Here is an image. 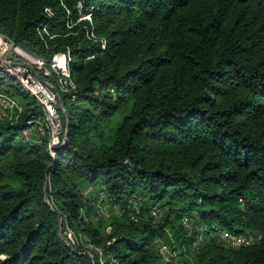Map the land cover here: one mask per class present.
Wrapping results in <instances>:
<instances>
[{
    "label": "trees",
    "instance_id": "trees-1",
    "mask_svg": "<svg viewBox=\"0 0 264 264\" xmlns=\"http://www.w3.org/2000/svg\"><path fill=\"white\" fill-rule=\"evenodd\" d=\"M0 32L75 84L52 154L0 76V264H264V0H0Z\"/></svg>",
    "mask_w": 264,
    "mask_h": 264
},
{
    "label": "built area",
    "instance_id": "built-area-1",
    "mask_svg": "<svg viewBox=\"0 0 264 264\" xmlns=\"http://www.w3.org/2000/svg\"><path fill=\"white\" fill-rule=\"evenodd\" d=\"M50 13V10L46 8ZM84 18H90V14L86 13ZM104 46V43L102 44ZM61 57V62L57 57ZM91 56V55H90ZM70 59L69 51H58L53 54L50 65L57 67L58 71L55 74L54 80L50 84L42 80V75L48 76L50 73L46 62L39 56L35 55L20 43L14 42L10 37L0 32V76L6 75L16 82L25 92L33 96L41 107V114L36 121V130L40 135L47 133L48 148L53 154L54 145L59 143L65 136V128L61 122V92H68L75 87L71 78L68 61ZM53 69V68H52ZM75 95L71 94V98ZM22 105L19 100L11 93L0 91V117L10 116V112H15V118L21 111ZM11 117V116H10ZM28 122H31L28 120ZM30 127H25L22 132L27 137L30 132ZM104 192L102 191L101 194ZM158 208L152 209V214H157ZM131 218L136 220L137 217L131 214ZM185 225L188 224L189 218L187 215L183 217ZM62 235L69 244L75 243V237L72 230L64 229ZM222 238L227 245L240 246L249 244L252 239L243 234L222 230ZM159 250L166 256L171 258L173 253L169 254L168 245L160 241Z\"/></svg>",
    "mask_w": 264,
    "mask_h": 264
},
{
    "label": "rangeland",
    "instance_id": "rangeland-1",
    "mask_svg": "<svg viewBox=\"0 0 264 264\" xmlns=\"http://www.w3.org/2000/svg\"><path fill=\"white\" fill-rule=\"evenodd\" d=\"M81 15L84 16L85 14L81 13ZM59 61H61V60H59ZM49 71H50V73L48 74V76H46L44 74L42 75V80L44 82H49L51 84L52 81L54 80L53 77L55 76V74H57L56 71H58V68L56 66L53 67L52 65H50ZM3 77L8 79V77L6 75H3ZM5 87H7V84L5 82L0 84V89L5 88ZM0 91H3V90H0ZM3 92H6V91H3ZM7 93H10V92H7ZM60 111H61V122H62V112L66 113L63 103H61ZM62 126H63V122H62ZM63 128H64V126H63ZM97 210H98L97 214H105L106 213V214L118 215V213H121V209L119 207H117V205L110 207L109 204L106 202L99 203V207L97 208ZM158 217H159V215L157 216V218ZM243 234L249 236L252 240H257L259 238V234L257 232L250 231L249 229H247L246 232ZM221 238H222V234H221V230H220L219 231V239L222 240L223 238L222 239ZM177 257H178V255H177Z\"/></svg>",
    "mask_w": 264,
    "mask_h": 264
},
{
    "label": "bare ground",
    "instance_id": "bare-ground-1",
    "mask_svg": "<svg viewBox=\"0 0 264 264\" xmlns=\"http://www.w3.org/2000/svg\"><path fill=\"white\" fill-rule=\"evenodd\" d=\"M57 60H58V61H59V60H61V57H60V56H58V57H57ZM59 62H61V61H59Z\"/></svg>",
    "mask_w": 264,
    "mask_h": 264
}]
</instances>
